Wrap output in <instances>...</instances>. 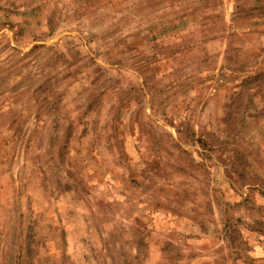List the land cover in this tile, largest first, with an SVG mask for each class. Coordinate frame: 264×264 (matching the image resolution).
<instances>
[{"label": "rangeland", "instance_id": "rangeland-1", "mask_svg": "<svg viewBox=\"0 0 264 264\" xmlns=\"http://www.w3.org/2000/svg\"><path fill=\"white\" fill-rule=\"evenodd\" d=\"M0 264H264V0H0Z\"/></svg>", "mask_w": 264, "mask_h": 264}]
</instances>
